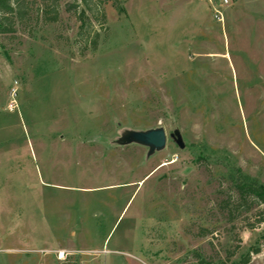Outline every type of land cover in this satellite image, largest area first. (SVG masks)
Returning a JSON list of instances; mask_svg holds the SVG:
<instances>
[{"label":"rangeland","instance_id":"rangeland-1","mask_svg":"<svg viewBox=\"0 0 264 264\" xmlns=\"http://www.w3.org/2000/svg\"><path fill=\"white\" fill-rule=\"evenodd\" d=\"M223 1L100 0L84 55L80 0L0 35V264H264V204L219 211L236 170L264 186V0Z\"/></svg>","mask_w":264,"mask_h":264},{"label":"trees","instance_id":"trees-1","mask_svg":"<svg viewBox=\"0 0 264 264\" xmlns=\"http://www.w3.org/2000/svg\"><path fill=\"white\" fill-rule=\"evenodd\" d=\"M59 1L0 0V35L14 34L16 26L22 27L25 31L27 23L32 20L35 23L41 22L42 25L56 23L59 18ZM80 2L83 8L77 15L76 5L66 4L65 11L75 14L77 21L80 22L76 33V41L82 45L79 54L84 55L88 50L91 52L96 51L98 44V33L93 31L90 19L99 27H102L105 23V14L100 8V0H80ZM117 11L120 12L118 8ZM86 12L90 18L86 16ZM228 181L229 192L225 193V198L220 201L219 211L226 215L229 222L234 221L242 213L251 211L253 205L260 206L264 204V186L255 178H250L236 170L235 174L228 177ZM231 194L236 200H233ZM249 228H253V225H250ZM202 232L203 235L207 234L206 230ZM259 251L258 248L254 249L251 254L245 255L238 264H249L251 255H256Z\"/></svg>","mask_w":264,"mask_h":264},{"label":"water","instance_id":"water-1","mask_svg":"<svg viewBox=\"0 0 264 264\" xmlns=\"http://www.w3.org/2000/svg\"><path fill=\"white\" fill-rule=\"evenodd\" d=\"M169 138L179 149L184 148L181 135L178 130H174ZM115 145L127 146L138 145L147 148L146 157L164 149L166 144V133L162 127L147 130H123L120 136L114 141Z\"/></svg>","mask_w":264,"mask_h":264},{"label":"built area","instance_id":"built-area-1","mask_svg":"<svg viewBox=\"0 0 264 264\" xmlns=\"http://www.w3.org/2000/svg\"><path fill=\"white\" fill-rule=\"evenodd\" d=\"M224 4H227V2H226L225 0L223 1V5H224ZM216 15H217V14H216ZM216 17H217L218 20H220L219 16H216ZM13 96H14V93H13ZM14 108H15L14 101H10L9 104H8V106H7V110H8L9 112H12Z\"/></svg>","mask_w":264,"mask_h":264},{"label":"bare ground","instance_id":"bare-ground-1","mask_svg":"<svg viewBox=\"0 0 264 264\" xmlns=\"http://www.w3.org/2000/svg\"><path fill=\"white\" fill-rule=\"evenodd\" d=\"M62 255V254H61Z\"/></svg>","mask_w":264,"mask_h":264}]
</instances>
